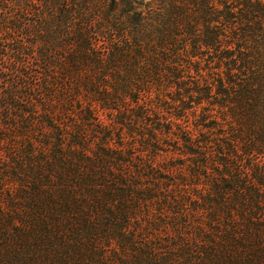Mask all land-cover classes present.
<instances>
[{
  "label": "trees",
  "instance_id": "1",
  "mask_svg": "<svg viewBox=\"0 0 264 264\" xmlns=\"http://www.w3.org/2000/svg\"><path fill=\"white\" fill-rule=\"evenodd\" d=\"M0 264H264V0H0Z\"/></svg>",
  "mask_w": 264,
  "mask_h": 264
}]
</instances>
